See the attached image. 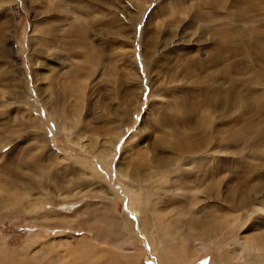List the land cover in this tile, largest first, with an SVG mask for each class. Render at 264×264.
I'll list each match as a JSON object with an SVG mask.
<instances>
[{
	"label": "rangeland",
	"instance_id": "rangeland-1",
	"mask_svg": "<svg viewBox=\"0 0 264 264\" xmlns=\"http://www.w3.org/2000/svg\"><path fill=\"white\" fill-rule=\"evenodd\" d=\"M0 201V264H157L142 209L264 264V0H0Z\"/></svg>",
	"mask_w": 264,
	"mask_h": 264
},
{
	"label": "bare ground",
	"instance_id": "bare-ground-1",
	"mask_svg": "<svg viewBox=\"0 0 264 264\" xmlns=\"http://www.w3.org/2000/svg\"><path fill=\"white\" fill-rule=\"evenodd\" d=\"M240 42H242V41H240ZM100 161L102 164L105 163L104 159H101ZM30 162H33V160L32 161L30 160ZM37 163H35V165ZM127 169H128V171H126V169H124L122 174H120V175H122V178H126V177L129 178L128 181L131 180L132 182H135L134 177L136 175L137 166L132 164L131 167L127 166ZM36 170H37L36 173L39 174L38 179H33V177L31 176V179L29 177H25L24 180L27 181V184L29 187H31L32 189L37 188L38 191L40 190L42 192V191H44L45 181L43 179L40 180V177L43 178L42 176L44 174H46V172L44 169H42V166H40V165H37ZM138 171H139V169H138ZM205 178H206L205 176L202 177L203 181ZM208 179H209V177H207V180ZM35 181H36V184H34ZM6 184L9 187V188H7L9 199L12 202H20V200L23 197L22 198L20 197L21 199L17 198L16 197L17 192H14L15 189L12 188L14 185H16V182L11 180V181L6 182ZM32 189L30 191H33ZM172 200H173V202H183V199L179 198V197L173 198ZM105 213H107V214H105ZM105 213H104L105 215L99 213V214H101L102 220L104 222H109V224L114 223L116 225L117 230H119V229L121 230L122 228H120V225L117 223V219H116L115 215H113V213H111V212H109V213L105 212ZM178 213H180V212H178ZM161 219L162 218L158 217L156 214H152L151 211H146L145 209H142V215L140 217V221L138 223V226L134 227L132 222H130V220H127V221L122 223L123 224L122 227L124 228L125 231H126V227L130 226L132 229L136 228L138 233L142 234L145 237V240H146L148 247H149V251L151 252V253L150 252L149 253L153 256V258L157 264H193L195 262V260L200 259L204 255L211 254L214 251L215 246L220 243L221 238L224 236L225 232L230 231L232 229V226H233V218L226 220V219H223L221 217L219 218L215 215L212 216L211 214H203V216L199 219V221H192V220H186L185 219L186 221H183L184 223L185 222L187 223V227H185V228H184V226L183 227L179 226V223H181V220H179L177 218L176 219H169L167 221L165 219H162V221H160ZM224 226L225 227L227 226L226 231H224V228H225ZM111 227H112V225H111ZM123 233H125V232H123ZM118 237H119V235H118ZM237 237H238V235H237ZM237 240H238V238H237ZM237 240L235 239L232 243V245L235 246V248L239 249V250L235 249V250H237V252L233 251V250H232L233 252H230L231 249H229L230 251L227 250L228 252L227 251L224 253L222 252L219 257H217V256L212 257L210 259L209 264H235L234 255L236 256V255H238V253H239V255H242L240 258L236 257V260L237 259L239 260L238 261L239 264H256V263H259L257 261L258 259L254 258V257H256L255 255H257V254L254 255V253L252 251H250V252L248 251V252L250 255H252V257L254 256L253 257L254 260L252 258L248 259V260L246 259V253L247 252H245V251H247L246 249H248V248H245L242 245H240L241 243ZM176 243H181L183 245L182 249L180 251L181 256H179V257H175L173 254L174 252L172 250L173 245ZM81 245H82L81 247L83 249V252L88 255V253H90V250H92V245H90L89 241H85ZM192 245H194L196 248V255H194V256L189 253L190 252L189 247ZM260 252H262V251H260ZM214 253L215 252H213L212 254H214ZM258 255L261 258H263V260H264V251L262 253H259ZM116 259H117V257H116ZM196 263H197V261L195 262V264ZM62 264H64V263H62ZM66 264H68V263H66ZM117 264H128V263H127V261L126 262L124 261L122 263H117Z\"/></svg>",
	"mask_w": 264,
	"mask_h": 264
}]
</instances>
